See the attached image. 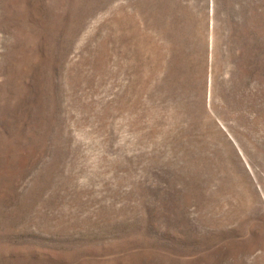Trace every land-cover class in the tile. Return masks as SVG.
<instances>
[{"label":"rangeland","instance_id":"374dc122","mask_svg":"<svg viewBox=\"0 0 264 264\" xmlns=\"http://www.w3.org/2000/svg\"><path fill=\"white\" fill-rule=\"evenodd\" d=\"M0 264H264V0H0Z\"/></svg>","mask_w":264,"mask_h":264}]
</instances>
